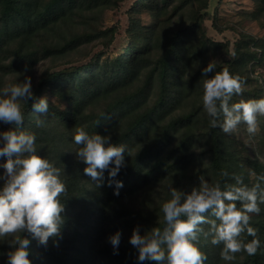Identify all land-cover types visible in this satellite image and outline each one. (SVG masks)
Masks as SVG:
<instances>
[{
	"label": "trees",
	"instance_id": "16d2710c",
	"mask_svg": "<svg viewBox=\"0 0 264 264\" xmlns=\"http://www.w3.org/2000/svg\"><path fill=\"white\" fill-rule=\"evenodd\" d=\"M123 1L0 0V88L31 77L30 72L41 60H59L89 44L103 49L95 52L86 66L51 72L52 65L41 73L32 86L33 93L37 98L54 99H48L44 126H35L38 114L32 112L31 101L22 107V125L16 130L36 134L39 155L61 170L60 178L67 189L60 197L65 204L61 233L50 238L46 247L32 241L33 264H135L136 252L128 243L132 230L137 225L141 234L153 227L163 230L166 224L161 205L171 198L170 187L190 192L198 186L200 175L223 187L235 183L232 174L240 175L251 187L256 176L264 174V161L248 162L235 133L225 134L209 126L202 104V80L207 77L201 72L210 62L216 72L227 68L243 80L241 93L233 98L246 94L259 99L264 97V86L241 72L251 62H256L253 68L263 66L264 52L257 57L252 42L244 41L230 54L222 43L208 40L199 25L187 24L176 34L159 18L153 26L143 25L140 14L157 10L158 1L137 0L131 9L137 17L130 19L127 28L131 34L120 52L111 55L108 51L116 40V28H93L94 15ZM187 1L196 6L198 19L210 0ZM254 1L258 12L264 9V0ZM160 25H165L163 32ZM61 26L74 33L58 31ZM136 31H141L140 35ZM199 32L204 38L201 42ZM222 51L224 56L233 57L226 60ZM8 77L14 80L8 83ZM257 122L258 147L264 150V118ZM80 126H86L89 134L102 135L108 128L112 143L127 146L126 167L116 177L123 181L118 196L113 194V187L97 188L83 172L86 165L76 160L79 146L72 142V136ZM10 128L15 129V125L0 123V130ZM221 170L229 175L222 176ZM259 207L258 214H250V224L258 230L261 241L257 253L240 252L234 261L224 262L220 259L223 244L213 245L210 236L201 235L199 247L207 255L205 264H264V203ZM207 227L204 225L205 230ZM118 229L123 230V236L119 255H113L107 237ZM242 237L252 239L246 234ZM8 247L2 244L0 251Z\"/></svg>",
	"mask_w": 264,
	"mask_h": 264
},
{
	"label": "clouds",
	"instance_id": "9594fccd",
	"mask_svg": "<svg viewBox=\"0 0 264 264\" xmlns=\"http://www.w3.org/2000/svg\"><path fill=\"white\" fill-rule=\"evenodd\" d=\"M214 68L210 62L201 69L203 78L207 77L202 80V104L209 126L232 134L244 124L249 136H254L257 118L264 115V97L230 103L233 95L241 93L243 80L227 68L218 72ZM24 71H28L27 65ZM29 101L32 112L38 114L35 126H44L48 99L34 95L30 76L0 88V123L15 125V129L0 131V245L9 246L7 251H0L3 264H33L32 241L46 247L50 238L60 235L64 224L65 204L60 197L67 189L60 178L61 170L39 155L34 132L16 130L22 125L23 104ZM85 127H77L72 136V142L79 146L76 160L86 165L83 172L97 188L113 187V194L118 196L123 181L116 177L126 167L129 150L124 144L111 142L108 128L102 135L89 134ZM221 175L229 173L221 170ZM232 175L235 183H225L223 187L219 182L210 183L203 175L190 192L170 187L171 198L161 205L166 224L163 230L153 227L141 234L140 225L132 230L128 243L135 249V264H205L207 255L199 247L201 235L210 236L213 245L223 244L221 261L232 262L240 252L255 255L261 241L258 230L250 224V214H258L259 204L264 203V174H258L251 187L240 175ZM242 234L252 239L246 241ZM122 236L123 230L118 229L107 237L113 255H119Z\"/></svg>",
	"mask_w": 264,
	"mask_h": 264
},
{
	"label": "rangeland",
	"instance_id": "374dc122",
	"mask_svg": "<svg viewBox=\"0 0 264 264\" xmlns=\"http://www.w3.org/2000/svg\"><path fill=\"white\" fill-rule=\"evenodd\" d=\"M136 1L137 0H124L123 2H120L118 6L98 11L94 15L95 27L93 28L100 30H106L112 27L116 28V40L110 46L108 51L111 55L120 52L122 46L125 44L126 38L131 34L127 31V28L130 25V19L137 17L134 12H131L133 4ZM156 1H158L157 10H146L140 14L143 25L147 24L153 26L154 21L156 20L157 22L159 18V21L168 25V29H171V32H174V34L187 26V24L199 25L201 30L205 31L208 40L222 43L225 45V48L229 50L230 54L234 53L236 46L244 41L252 42L251 46L257 53V57H260L261 52H264V9L259 10L258 12L256 6L257 2L254 0H210L207 10L203 11V16H199L200 18L198 19H195L197 15L196 6L191 5L187 0ZM159 12H161L160 15L158 14ZM154 13L155 16H153ZM79 27L80 29L82 28V31L86 29L81 24ZM164 28L165 25H160V31L163 32ZM61 30L68 33L70 28L61 26L58 31ZM74 31H77V29L75 28ZM89 31L91 32V30ZM136 32L138 35L141 33V31ZM72 33L74 32L68 34L70 35ZM148 33L149 35L151 34L150 31ZM49 35L53 36L54 34L49 33ZM202 38L203 35L199 32L198 41H203ZM40 39L41 37L38 38V40ZM37 45L41 46L39 42H37ZM92 45L93 44L86 45V47L83 46L77 51L68 54L64 58H60L59 60H41L30 72L33 83L32 86L38 83L41 73L52 65L54 66L51 68V72L69 67H82L89 64L90 59L95 55V52L103 50L102 46L92 48ZM90 49L94 50L89 54L88 51ZM222 53L226 60L233 57V55L230 57L226 55L224 56V51H222ZM255 63L256 62H251L247 67L248 69L241 73L245 75L247 74L248 76L250 75L252 79L258 80L259 84L264 86V65L253 68ZM7 80L8 83H11L14 78L8 77ZM253 83L252 89L254 90L253 85L256 84V81ZM262 96H264V93H262ZM48 99L49 102H54L52 97H49ZM241 99H255V96H248L245 94L233 98L232 102H239ZM261 117L264 118V115L258 116L257 121ZM234 133L240 141V150L248 162L257 159L261 162L264 161V150L259 149L258 144L260 142L256 134L250 137L246 131V125L244 124H241L238 127V130ZM229 135H233V133ZM146 195L143 196L146 197ZM141 203H144V200H142Z\"/></svg>",
	"mask_w": 264,
	"mask_h": 264
}]
</instances>
